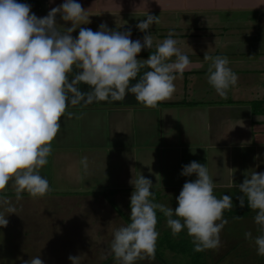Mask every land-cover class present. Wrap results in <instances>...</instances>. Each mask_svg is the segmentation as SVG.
<instances>
[{
    "label": "clouds",
    "instance_id": "clouds-1",
    "mask_svg": "<svg viewBox=\"0 0 264 264\" xmlns=\"http://www.w3.org/2000/svg\"><path fill=\"white\" fill-rule=\"evenodd\" d=\"M30 7L23 0H0V189L10 181L16 199L22 191L36 198L49 190L39 169L46 164L50 142L61 127L58 118L71 115L65 111L68 105L119 101L132 94L142 105L155 107L173 94L174 79L192 63L176 46L172 29L146 58L137 57L142 48L153 47L148 29L157 16L146 11L136 23L142 37L131 39V29H108L103 21L95 31L80 27L72 36L77 21L86 18V8L79 0H61L39 17ZM57 13L60 20L70 23L58 28ZM202 62L206 63L207 83L217 95L226 96L236 82L228 58L204 53ZM82 84L87 86L84 90ZM225 168L226 186L239 190L237 205L246 203L254 210L253 223L259 226V234L253 236L246 230L243 235L252 240L257 255H264V170L246 169L241 182L234 185V169ZM179 174L193 178L181 184L175 207L154 200L148 177L139 173L129 178L127 222L112 229L108 243L115 264L154 258L157 210L171 235L183 229L194 251L219 246L220 230L227 223L222 212L232 208L231 194L217 197L214 175L196 160L183 164ZM8 213H15L14 205L7 196H0V227L6 225ZM67 259L70 264H81L82 256L69 254ZM20 264L44 261L33 255Z\"/></svg>",
    "mask_w": 264,
    "mask_h": 264
},
{
    "label": "crops",
    "instance_id": "crops-1",
    "mask_svg": "<svg viewBox=\"0 0 264 264\" xmlns=\"http://www.w3.org/2000/svg\"><path fill=\"white\" fill-rule=\"evenodd\" d=\"M36 1L37 5L31 0V4H34L31 12L38 17L46 14L44 6L48 9L61 3V0ZM79 2L86 8V18L77 21L72 36L76 35L80 27L88 28V23L96 27L92 29L95 31L101 21L108 29L121 31L126 25L124 20L132 26L133 21L143 19L146 11L157 16L148 29L151 34L155 33L153 47L154 41L163 39L172 29L171 35L177 42L176 46L188 55L192 63L174 79L173 94L158 101L155 107L142 105L132 94H126L119 101L68 105L65 111L71 115L58 118L61 127L50 142L48 166L45 168L47 172L41 174L47 178L49 185L46 196L52 191L56 195L67 196L70 193L79 198L85 194L88 197L97 194L102 200V195L107 193L122 196L125 191H131L129 178L140 173L152 181V191L163 190L166 193H162V197L166 198L170 196L169 191H179L184 180L193 178L179 174L181 166L190 160H196L209 168L214 181H217L213 190L231 194L239 190L235 186H226L225 167L234 169V185L241 182L244 170H264V49L260 51L253 41L259 37L260 44H264V0ZM192 11L213 12L214 15L208 18L196 16V19L187 22L186 13ZM236 12L255 13L257 16L253 26L241 25L246 31L237 36L233 34L236 32L232 31L231 25L236 21L233 18ZM56 17H59V13ZM190 25L192 28H189ZM63 26H66L65 22ZM260 27L261 33L258 31ZM189 29L191 35L186 33ZM193 39L200 41L192 43ZM221 42L222 46L216 47ZM230 46L237 50H231ZM221 50L231 59L228 66L236 73L234 86H245L239 87V92L230 86L224 97L217 95L213 89L211 92L202 89L208 84L203 54L217 55ZM139 53L138 58H146L149 54L145 48ZM254 85L259 86L261 92L254 91ZM79 86L81 90L87 87L83 84ZM197 87L195 95L192 91ZM199 90L204 92L198 93ZM82 157L85 158L83 162ZM9 190L12 192L0 196L15 194L13 189ZM20 195L30 197L23 191ZM108 202L109 205L110 202L118 205L114 200ZM249 211L252 213L253 210ZM245 244L239 248L241 252L235 250L234 255H247V250L248 255H257L253 245ZM224 249L223 252L217 250L221 256L215 258L216 262L225 255H232L229 248Z\"/></svg>",
    "mask_w": 264,
    "mask_h": 264
},
{
    "label": "rangeland",
    "instance_id": "rangeland-1",
    "mask_svg": "<svg viewBox=\"0 0 264 264\" xmlns=\"http://www.w3.org/2000/svg\"><path fill=\"white\" fill-rule=\"evenodd\" d=\"M25 3L34 6V4L37 5L38 2L34 0V4H31V0H28ZM39 8H42V6H39ZM43 9L44 12H47L49 7L47 9V7L44 6ZM197 13L194 11L186 13V21H193L194 18L196 19V16H198L197 18H203L204 16L208 18L211 15H214L213 12ZM222 14L228 15L229 13ZM233 18L236 21L234 24L231 23V25L232 31L236 32L233 34L236 36L237 34H243L246 31L241 25L251 27L254 24L253 22L257 20L255 13L242 14L236 12ZM55 19L58 28H60V25H63V22L66 23V26L69 24L67 21L60 20L59 17H55ZM125 21L126 20L123 21L126 24L123 30L131 29L130 38H141L143 32L136 28L137 22L133 21L131 26L129 22ZM88 28L95 29L96 27L88 23ZM189 28H192V26L190 25ZM261 28L262 27L258 30L259 33L262 31ZM191 32L192 31L189 29L186 33L190 34ZM158 33L161 34L160 31H158ZM205 33L209 32L205 31ZM217 34L220 35L221 32L218 31ZM151 35L154 39L155 33H152ZM199 41L200 39H193L192 43H197ZM253 41L256 42L255 44L258 45L257 48L260 49V51L264 49V44H260L261 41H259V37H257L256 40L253 39ZM222 43L223 42L218 43L216 47L222 46ZM237 43L236 45H238ZM230 48L234 51L237 50V48L233 46H230ZM146 50L149 53L154 49L149 48ZM220 52V54L224 56L227 54L223 53L224 50H221ZM136 55H138V53ZM227 58L228 61L231 60L229 57ZM192 84L193 82L191 85ZM188 85L191 86L189 83ZM233 86L234 85L231 87L234 90L237 88L238 92L240 90L239 87H245ZM253 87L254 91L259 93V86L254 85ZM198 88L199 87L192 91L195 95ZM202 89H207V91L211 92L212 88L207 84L206 87H203ZM203 92L204 90L198 91V93L201 94ZM47 166L48 162L41 166L39 169L40 174L46 171L45 168ZM9 189H13L10 181L4 189H0V194L3 193L4 195V193L12 192ZM153 192L154 200H156L157 197H161L162 199L159 202L175 207L176 202L174 198L178 191L175 190L173 193L169 191L170 196H167L166 198L162 197V193L165 192L163 190H153ZM129 193L130 192L125 191V194L122 196H111V194L107 193L106 195H102L103 200L99 199V195L97 194L89 197L85 194L79 198L78 196H71L70 193H67V196L61 194L56 195L55 191H52V194H48L47 196L44 193L46 197L43 196L44 194L36 198L20 195V199H16V194L7 196L8 198L10 197L9 200L14 205L15 213L6 214L7 223L0 227V264H20L21 260L28 259L33 255H38L44 261V264H70V261L67 259L69 254H81V264H101L108 259L109 261L107 264H115V261L108 250V243L111 238L112 229L127 222L129 212ZM213 193L218 197L223 192L213 190ZM230 193L233 206L229 209H236L239 207L236 201L239 191ZM112 200L116 201V205L118 204L115 206L117 210H115L116 208L114 206L109 205L108 201ZM248 212L249 214L245 216V218L228 219L227 217H223L227 220V223H225L220 230L219 246L215 249H204L206 250L205 255L201 254L200 259H196L193 256L187 258L185 256L176 255L172 252H167L165 250L166 247L156 244L158 259L160 260H157L154 257L151 261H148L147 259L138 260L135 264H204L206 262H208V264H215L216 260L221 256L217 250L223 252L225 250L224 248H229L228 250L232 251V255H225L227 258L224 259V257L220 259L216 264H260L262 263V259H264V255H252L250 253V255H248V250L246 251L248 256L237 255V253L241 252L239 248L245 246V243L254 246L250 238L245 239L243 234L246 230L253 236L259 234V226L254 224L252 219L254 210L252 213H250L249 210ZM248 212H246V214ZM163 218L164 216L157 210L155 227L158 226L159 230H157L158 236L156 238V243L163 240H173L174 244H177L179 242L178 240L187 239L190 240L189 246L193 249L191 239L185 234L183 229L175 236L171 235L170 230L165 225V219ZM160 220H162L161 225H159ZM204 250H201L200 252H204ZM235 250L237 253L234 255ZM214 251L215 253H213ZM196 256L198 257V255ZM205 256L206 259H204ZM240 256L243 258H239Z\"/></svg>",
    "mask_w": 264,
    "mask_h": 264
},
{
    "label": "trees",
    "instance_id": "trees-1",
    "mask_svg": "<svg viewBox=\"0 0 264 264\" xmlns=\"http://www.w3.org/2000/svg\"><path fill=\"white\" fill-rule=\"evenodd\" d=\"M264 111V110H263ZM9 195V194H8ZM157 197V196H156ZM162 198L161 197H157L156 198V201H160ZM110 205L111 206H114L111 202H110ZM116 208V207H115ZM249 208L247 207V204H245L244 206H239L238 208L236 209H228V210H225L224 212H222V215L223 217H227L228 219L230 218H233L234 216H239V218H245V216H247L249 214L248 210ZM117 210V208L115 209ZM119 211V210H118ZM120 212V211H119ZM246 212H248L246 214ZM165 219V217L163 218ZM162 219V220H163ZM162 220H160L159 222V225H161L162 223ZM156 229H158V226H156ZM179 242L177 244H174L173 240H163V241H159L157 242L156 244L159 245V246H164L166 247L165 250L167 252H172V253H175L176 255H179V256H185V257H195L196 259H200L201 258V254L205 255V252H200V251H194L193 249H191V247L189 246V241L190 240H178ZM157 249L155 247V255L154 257L157 259V260H160L158 259V254H157ZM198 255V257L196 256ZM112 259V258H111ZM204 259H206V256L204 257ZM109 261L108 260H105L103 263L101 264H107ZM196 261V260H195ZM207 261V260H206ZM161 262V261H160ZM205 262V261H204ZM162 264V263H161ZM196 264V263H194ZM204 264H208V262L204 263Z\"/></svg>",
    "mask_w": 264,
    "mask_h": 264
}]
</instances>
